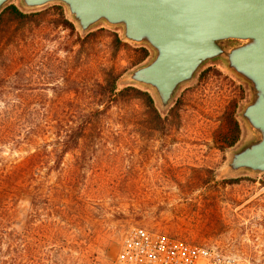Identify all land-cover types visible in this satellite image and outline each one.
Returning <instances> with one entry per match:
<instances>
[{
	"label": "rangeland",
	"instance_id": "374dc122",
	"mask_svg": "<svg viewBox=\"0 0 264 264\" xmlns=\"http://www.w3.org/2000/svg\"><path fill=\"white\" fill-rule=\"evenodd\" d=\"M59 3L22 6L43 9L38 22L15 40L5 37L0 48V94L15 107L50 114V132L39 138L44 149L58 146L55 126L65 123L58 116L66 113L70 125L73 113L96 106L94 83L111 68L122 71V85L151 94L163 122H152L139 97L114 105L64 156L62 169L75 175L69 188L50 168L55 157L44 158L37 201L25 191L14 203L0 202V264H114L124 234L135 225L264 264V173L222 172L229 152L249 136L240 116L251 97L248 84L222 60L209 61L162 109L150 88L123 79L152 58V48L125 40L121 27L103 22L82 33ZM61 10L76 32L57 23ZM235 120L240 138L229 146ZM33 151L3 145L0 166L23 162ZM2 229L11 234L1 235Z\"/></svg>",
	"mask_w": 264,
	"mask_h": 264
},
{
	"label": "water",
	"instance_id": "95a60500",
	"mask_svg": "<svg viewBox=\"0 0 264 264\" xmlns=\"http://www.w3.org/2000/svg\"><path fill=\"white\" fill-rule=\"evenodd\" d=\"M11 0H0V10ZM27 9L63 3L82 33L103 22L125 40L149 45L152 58L124 74L150 88L162 109L207 62L220 59L251 91L240 112L249 136L224 174L264 173V0H20ZM227 42L226 45L222 42Z\"/></svg>",
	"mask_w": 264,
	"mask_h": 264
},
{
	"label": "trees",
	"instance_id": "16d2710c",
	"mask_svg": "<svg viewBox=\"0 0 264 264\" xmlns=\"http://www.w3.org/2000/svg\"><path fill=\"white\" fill-rule=\"evenodd\" d=\"M17 1L11 0L0 10V48L5 37L9 36V38L12 37L15 40L19 37V33H24L25 30L35 25L38 22L37 15H40L43 11V9L28 11ZM55 5L61 6L63 4ZM59 15L60 18L57 20L59 25L68 28L73 33L77 31L74 21L67 18L64 11H59ZM91 33L89 32L84 36L83 45L88 42L87 37ZM77 34L79 38H82L79 32ZM85 39L87 40L85 41ZM115 41L117 44L122 43L121 38L118 36ZM222 44H226V42H222ZM143 50L146 54L145 57L148 56V50L146 48H143ZM121 76L122 71L111 68L106 72L103 81H96L93 86V99L96 106L89 111L73 113L71 115L73 124L68 125L66 123L69 119L66 113L58 116L57 119L60 122L65 121V123L55 126V133L59 140L58 146H54L53 150H45L43 147L45 145L39 142V138L50 132V127L47 125L50 114H43L35 109L15 107L11 98H5L0 94V102L3 101L7 104L6 107L0 108V147L8 144L14 148L22 145H29L34 148V151L23 162L14 163L9 168L5 164L0 166V202L14 203L23 192L28 191L32 203H35L37 201L35 195L37 169L42 168L43 163H48V160L44 158L52 156L55 157V160L54 165H51L50 168L60 171L62 184L65 183L67 188L71 187L72 184L74 185V173L71 174L62 169L61 164L64 156L71 149L78 147L80 140L86 136L89 130L95 128L94 123L100 120L102 115H105L114 105L126 101L129 97L143 99L152 122H163L161 112L156 107L151 94L133 84L122 85L120 83ZM3 80L0 79V85ZM29 97H24L17 102L24 104L28 100L26 98ZM32 98L33 96H31ZM234 125L236 133L232 140L228 142L229 146H233L240 138V124L235 120ZM3 229L1 235L11 234V232L5 233Z\"/></svg>",
	"mask_w": 264,
	"mask_h": 264
},
{
	"label": "built area",
	"instance_id": "2783aa9c",
	"mask_svg": "<svg viewBox=\"0 0 264 264\" xmlns=\"http://www.w3.org/2000/svg\"><path fill=\"white\" fill-rule=\"evenodd\" d=\"M114 264H252L213 246L135 225L124 234Z\"/></svg>",
	"mask_w": 264,
	"mask_h": 264
}]
</instances>
